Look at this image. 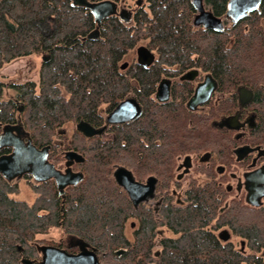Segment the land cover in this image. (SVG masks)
Returning a JSON list of instances; mask_svg holds the SVG:
<instances>
[{
  "label": "trees",
  "instance_id": "trees-1",
  "mask_svg": "<svg viewBox=\"0 0 264 264\" xmlns=\"http://www.w3.org/2000/svg\"><path fill=\"white\" fill-rule=\"evenodd\" d=\"M208 1L217 12L226 4V0ZM261 5L264 12V0ZM150 9L127 26L114 15L97 23L89 8L73 0H0V67L20 56L46 52L49 57L41 67L39 89L33 82L16 88L25 102L22 116L27 127L39 144L55 147L64 138L68 147L86 154L81 181L62 192L51 180L31 183L32 201L14 197L18 184L0 173V264H40V246L53 242L39 235L51 228L60 229L65 247L81 242L93 249L101 264H264V204L252 206L241 198H229L226 190L213 186L188 192L187 206L168 202L156 213L145 205L134 206L112 177L115 163L134 172L155 170L171 176L177 155L216 144L204 134L205 122L188 131L182 109L147 104L143 121L112 127L111 141L86 138L74 129L68 143L57 131L80 117L90 119L100 103L114 105L132 87L119 73L118 63L142 39L161 54V60L140 68L144 100L160 63L179 60L187 65L194 54L228 89L241 78L264 82L263 45L251 42L256 34L230 51L217 33L197 37L189 0H151ZM46 20L52 22L50 33L41 27ZM94 30L97 34L89 37ZM258 95L263 105L264 95ZM15 110L16 104L5 100L0 87V116L13 118ZM130 219L137 222L133 239L125 230ZM162 226L174 236L158 233ZM219 228L230 229L246 249L221 240L214 233Z\"/></svg>",
  "mask_w": 264,
  "mask_h": 264
},
{
  "label": "flooded vegetation",
  "instance_id": "flooded-vegetation-1",
  "mask_svg": "<svg viewBox=\"0 0 264 264\" xmlns=\"http://www.w3.org/2000/svg\"><path fill=\"white\" fill-rule=\"evenodd\" d=\"M112 1L116 3V11L109 16H116L127 26H133L136 22V16L141 15V12L151 10V0ZM262 2L263 0H261V3L256 8L247 11L243 16L236 17L228 14L229 0H226L223 9L218 12L208 0H189L192 8L190 20L192 30L197 37L205 33L207 35H215L214 33H217L218 37L223 38L227 43L226 47L230 51H235L238 44L243 40L249 43L251 36L256 34L253 36L251 42L263 45L262 65H264V12L261 5ZM200 9L204 13H201ZM197 17L199 22H195ZM251 28H254V33L251 32ZM96 34V30H94L90 33L89 37H94ZM140 45H145L154 54V60L144 67L137 60V48ZM132 51H135V56L130 60H124ZM40 57L41 65L39 71H41L43 62L45 63L49 60L46 52H42ZM158 59L161 60V54L158 50L149 47L144 39L139 40L136 45L125 51L118 63L119 73L130 82L132 87L118 97L114 105L108 106L107 103H100L96 113L90 115V119L80 117L74 123H65L58 127L57 131L59 134L65 135L67 142L70 143L73 140V136H75L74 129L84 135L76 127L77 123L84 121L94 128H103L98 134L93 136L88 137L84 135L86 138L98 137L99 140L107 142L115 139V134L112 129L113 126L132 125L143 121L142 119L147 104L154 108L165 105L171 106L172 109L176 110L182 109L187 119L188 131L199 128L200 123L205 122L207 127H203L204 134L211 136L210 139L216 143V146L203 144L194 149L188 148L185 152L177 155L172 164L171 176H165L155 170L141 173L137 169L134 172L127 165L115 163L112 170V177L116 184L119 185L114 176L115 169L118 166H124L129 169L136 182L150 187L152 190H143L139 196L141 200L135 205L125 188L121 185L119 186L127 193L134 206L145 205L148 208H152L156 213L168 202H171L172 205L175 203L181 206H187L190 204L187 200L188 192L193 189H203L213 186L226 190L229 198H241L245 203L249 204L246 200V185L253 188L254 191L259 186L264 185V125H261V123L264 124V104L261 105L262 98L259 95L257 97V92L264 95V82L256 83L255 81L241 78L233 87L228 89L211 67L203 59H199L198 55L194 54L191 62L187 65L177 62L179 60L172 61L170 65L160 63L158 65L159 68L154 70L153 76H156L153 79L154 82L151 90L148 91V99L144 100L142 97L143 91H145L143 80L141 81L139 79L142 76L141 69L150 67ZM123 63L125 65L121 67ZM134 66L137 67L136 70H132ZM30 82H33L35 88L39 89L40 81L36 83L33 80L15 81L13 79L5 80L0 78V87L4 90L5 100L11 99L16 104L13 118H3L0 116V158L11 155L14 147L10 142L14 137H17L25 144L32 143L38 149L48 147L46 162L51 163L59 172L65 173L70 168L73 172H81L84 177L85 172L81 164L86 160L85 152L72 146L68 147L69 145L64 142V138L57 140L58 144L55 147L45 142L39 144L37 143V138L27 127V123L22 116L25 109V102L19 99L16 88L27 85ZM166 88L168 93L165 92ZM124 100H132L129 103V110L138 107V112L133 118L126 119L121 123L107 122V115ZM128 113L133 112L130 111ZM228 117H232L231 124L235 128L228 127L229 122L228 124L224 123V120ZM68 124H71L72 127L70 132L65 127ZM177 125L179 126V124ZM69 151H76L80 157H67ZM31 166L32 163H29L28 167ZM138 166L140 168L142 165L138 164ZM260 168L263 171L259 172L258 180L254 179L252 182L249 180L251 185L249 183L247 184L246 174L255 172ZM3 177L16 184H18L17 181L19 179H23L30 187L31 183L51 180L59 190L54 177L45 180H36L28 169L12 178H7L4 175ZM70 185L75 184L66 185L65 188ZM224 204L226 205V202ZM263 204L264 196L261 198V204L252 206H262ZM130 220H132L131 225L134 226L136 220ZM167 230L170 233H174L166 226L159 227L157 232L162 233ZM214 233H217L220 239L221 237L227 236L226 240H228L229 233H232V231L228 228H219ZM64 242L65 240L62 239L58 243L53 242L52 245L69 253H77L84 248L91 249L79 242V240L78 245L74 248L65 247L63 245Z\"/></svg>",
  "mask_w": 264,
  "mask_h": 264
},
{
  "label": "water",
  "instance_id": "water-1",
  "mask_svg": "<svg viewBox=\"0 0 264 264\" xmlns=\"http://www.w3.org/2000/svg\"><path fill=\"white\" fill-rule=\"evenodd\" d=\"M74 3L84 5L92 12L97 23H100L105 17L116 11V3L112 0H73ZM261 3V0H229L228 14H232L236 17L243 16L247 11H251ZM201 13L202 12V9ZM210 14V13H208ZM211 15V14H210ZM195 22H199V19H195ZM138 62L143 66L149 65L154 60L153 52L145 45H140L137 48ZM125 63L121 65L124 67ZM161 89V88H160ZM165 92L168 93L167 88ZM162 93V92H161ZM132 100H124L120 102L116 108L108 115L107 122L109 123H121L126 119L133 118L138 112V107L129 110V103ZM132 111L133 113H128ZM235 117V116H234ZM230 119V120H229ZM232 117H228L224 120V123L228 124L230 128H235L231 124ZM227 120V121H226ZM77 129L84 135L90 137L98 134L103 128H94L87 122L80 121L77 123ZM14 149L10 156L0 158V172L7 178H12L15 175L21 174L25 170H30L36 180H45L47 178L54 177L59 190L62 192L66 185L76 184L83 177L81 172H73L70 168L65 173H61L55 169V167L46 162L48 147L38 149L32 143L25 144L22 140L14 137L10 142ZM80 155L76 151H69L67 157ZM32 163L31 167L28 164ZM263 171L262 168L255 172H249L246 174V182L251 185V182L255 179L258 180L259 172ZM117 183L125 188L130 199L135 205L138 204L139 197L143 190H152V188L143 186L133 179L132 172L124 166H118L114 172ZM249 180L251 182H249ZM247 195L246 200L251 205L261 204V198L264 196V185L259 186L256 191L253 188L246 185ZM227 236L223 237L226 238ZM121 252L123 250H120ZM119 251V252H120ZM42 260L40 264H101L97 253L93 249L84 248L77 253H69L59 247L53 245H44L41 248Z\"/></svg>",
  "mask_w": 264,
  "mask_h": 264
},
{
  "label": "rangeland",
  "instance_id": "rangeland-1",
  "mask_svg": "<svg viewBox=\"0 0 264 264\" xmlns=\"http://www.w3.org/2000/svg\"><path fill=\"white\" fill-rule=\"evenodd\" d=\"M45 23L47 25H45ZM43 24L40 26L44 28V32L47 31V33H50V28L52 27V22L50 20H46ZM49 26V27H48ZM48 29V30H47ZM135 56V51H132L129 53L128 56L125 57L124 60H130ZM230 57L234 59L233 54H230ZM123 60V61H124ZM122 61V62H123ZM121 62V63H122ZM41 65V57L40 54H31L28 56H20L17 57L7 63H5L1 68H0V78L3 79H13L15 81H25V80H33L36 83H39L40 81V76H39V69ZM176 125V124H175ZM68 131L70 132L72 127L71 124H68L67 126ZM19 185V191L18 193H14L13 196L16 198L20 199H26L28 201H32L35 194L32 191V188L24 181L23 179H19L18 181ZM96 194H98L96 192ZM98 195H95V197ZM257 218L260 219V216H257ZM250 219V217H248ZM132 220H129L126 224V235L128 236L129 239H133V231L136 228V222L135 225H131ZM161 231V230H160ZM164 232V233H163ZM161 234L162 235H167V236H174V233H170L169 230L163 231ZM41 238H45L49 240L50 242L58 243L59 241H62V233L59 228H51L47 233L39 235ZM232 242H235L238 244V247L242 250H245L246 247L244 245L245 242H243L240 238L235 237L232 235V233H229V239ZM240 242H243V244H239ZM44 245H52V243H46L42 244L41 246Z\"/></svg>",
  "mask_w": 264,
  "mask_h": 264
},
{
  "label": "bare ground",
  "instance_id": "bare-ground-1",
  "mask_svg": "<svg viewBox=\"0 0 264 264\" xmlns=\"http://www.w3.org/2000/svg\"><path fill=\"white\" fill-rule=\"evenodd\" d=\"M122 20V19H121ZM144 67V66H143ZM124 99H126V98H124ZM108 116V115H107ZM77 126V125H76ZM5 147H7V146H5ZM12 154V153H11ZM151 177V176H150ZM152 178V177H151ZM53 179V178H52ZM146 184V183H145ZM142 185V184H141Z\"/></svg>",
  "mask_w": 264,
  "mask_h": 264
}]
</instances>
